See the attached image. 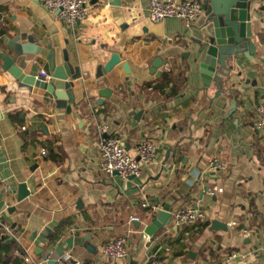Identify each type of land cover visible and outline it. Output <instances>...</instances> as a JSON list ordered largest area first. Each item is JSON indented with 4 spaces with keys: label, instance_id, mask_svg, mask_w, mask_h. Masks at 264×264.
<instances>
[{
    "label": "crops",
    "instance_id": "obj_1",
    "mask_svg": "<svg viewBox=\"0 0 264 264\" xmlns=\"http://www.w3.org/2000/svg\"><path fill=\"white\" fill-rule=\"evenodd\" d=\"M255 7L253 42L264 60V0ZM148 10L149 0H93L87 20L68 26L42 0H0V227H10L5 237L15 242L0 244V264H29L26 257L42 263L44 256L61 264L55 248L85 236L91 251L75 244L64 254L68 264H216L230 252L242 255L234 264H264V131L253 127L264 70L246 60L236 67L225 83L235 106L216 96L214 84L203 86L196 23H153ZM17 31L35 40L21 56L6 45ZM114 54L121 62L103 74ZM1 57L27 74L37 68L36 76L68 63L81 75L72 81L73 102L21 84ZM166 78L175 82L172 96L173 83L162 92ZM103 90L112 94L102 99ZM103 124L111 136L127 134L134 157L141 138L156 143V160L142 164L140 177L103 173ZM216 159L225 169H212ZM22 184L30 196L19 201ZM215 185L223 193L212 196ZM185 207L205 210L207 219L176 229L171 217L145 240L159 210L173 215ZM119 237L127 239L129 257L115 262L103 247Z\"/></svg>",
    "mask_w": 264,
    "mask_h": 264
},
{
    "label": "water",
    "instance_id": "obj_2",
    "mask_svg": "<svg viewBox=\"0 0 264 264\" xmlns=\"http://www.w3.org/2000/svg\"><path fill=\"white\" fill-rule=\"evenodd\" d=\"M258 1L260 0H204L205 13L196 23L200 37L195 39L199 56L195 61L200 66L203 86L210 88L214 84L220 90L216 96H226L235 102V106H238L236 93L231 89H225V83L233 76L236 67L245 68L246 60L264 70V60L257 57V47L253 42V27L256 21L254 13ZM0 34L4 35V32L2 31ZM34 42L35 40L28 34L17 31L16 35L6 42V45L15 49V53L21 56L25 53L23 46L35 44ZM36 54H39V51ZM2 60L3 69L9 71L13 78L21 84L30 88L45 90L57 99L67 100L69 103L73 102V96L70 92L73 87L72 81L79 79L81 75L74 73L68 63L56 66L51 71V81L46 82L37 79L34 75L37 73V68L32 70L34 74H27L23 69L16 66L12 59L2 58ZM120 62V56L114 54L109 63L102 68L103 74L111 72ZM161 64H163L162 60H160V64L156 62L153 69L157 71ZM69 78H71V82L68 81ZM111 94V91L103 90L101 98H108ZM102 103L103 100L100 101V104ZM142 114L139 113L134 116L139 119ZM29 196L26 185H20L19 201H23ZM171 217L170 213L159 210L152 224L145 228L144 234L147 236L155 235L170 224ZM42 237L46 239V236L42 235ZM75 244L91 251L90 237L85 236L77 240L74 237L68 238L63 245L55 248V252L63 258L64 254L72 249ZM44 260H47V256H44ZM48 262L57 264L56 260H48Z\"/></svg>",
    "mask_w": 264,
    "mask_h": 264
},
{
    "label": "built area",
    "instance_id": "obj_3",
    "mask_svg": "<svg viewBox=\"0 0 264 264\" xmlns=\"http://www.w3.org/2000/svg\"><path fill=\"white\" fill-rule=\"evenodd\" d=\"M92 2L93 0H42V6L46 11L56 14L59 20L66 25L73 26L87 20L90 15ZM204 13V3L199 0H149L148 16L153 23H161L165 20L176 18L184 21L190 27L197 23ZM165 70L167 72L172 71L169 66H166ZM36 78L46 82L51 81V76L45 71H41ZM253 127L258 132L264 131V101L257 107ZM109 133L110 128L107 124L97 127V134L99 136V163L105 175L111 177L115 173H118L123 179L137 178L141 176L142 164L150 165L155 162L158 147L152 139L141 138L136 145L137 156L134 157L127 149V134L111 136ZM2 140L3 137L0 130V149ZM211 167L216 171L223 170L226 166L216 159L211 164ZM216 193H223V189L215 185L209 190V194L212 196ZM147 206V204H144V207ZM206 219L207 212L196 207H185L172 215V223L176 229L194 226ZM138 220V218H132L131 222H137ZM12 234L13 232L10 227H0V241L6 235ZM144 238L148 242L151 241V236L144 235ZM103 253L107 258L115 262L126 260L129 257L127 239L119 237L111 240L104 245ZM241 257L242 255L237 252H230L216 264H234ZM69 259V256L61 258V264H68ZM48 260L47 258L44 262L35 264H43L48 262ZM25 261L31 264L30 258L26 257ZM139 264L165 263L159 259L151 258Z\"/></svg>",
    "mask_w": 264,
    "mask_h": 264
},
{
    "label": "trees",
    "instance_id": "obj_4",
    "mask_svg": "<svg viewBox=\"0 0 264 264\" xmlns=\"http://www.w3.org/2000/svg\"><path fill=\"white\" fill-rule=\"evenodd\" d=\"M170 83H173V89L171 88V96L174 94V88H176V85H175V82L174 81H172V80H170V79H165V85L163 86V88H162V92H165L166 91V87L168 86V84H170ZM5 241H7V242H5ZM1 243V245H4L3 243L5 242L6 244H14L15 242H14V240H8L6 237H4V238H2V240L0 241ZM15 245V244H14ZM15 261L16 260H14L13 261V263L11 262L10 263V260H8V261H5V260H3L2 259V264H15Z\"/></svg>",
    "mask_w": 264,
    "mask_h": 264
}]
</instances>
